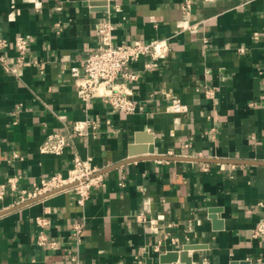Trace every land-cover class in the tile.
Here are the masks:
<instances>
[{
	"label": "crops",
	"instance_id": "obj_1",
	"mask_svg": "<svg viewBox=\"0 0 264 264\" xmlns=\"http://www.w3.org/2000/svg\"><path fill=\"white\" fill-rule=\"evenodd\" d=\"M182 3L0 0V35L29 41L26 65L2 50L16 73L0 70V264H159L186 244L191 264H264L252 234L264 220V0H193L189 14ZM103 19L115 44L170 41L164 65L126 66L132 113L99 97L85 110L74 88L70 68L98 50ZM172 97L187 111L170 112ZM52 132L71 136L61 154L40 151ZM75 156L101 178L84 205L70 189L19 202Z\"/></svg>",
	"mask_w": 264,
	"mask_h": 264
},
{
	"label": "built area",
	"instance_id": "obj_2",
	"mask_svg": "<svg viewBox=\"0 0 264 264\" xmlns=\"http://www.w3.org/2000/svg\"><path fill=\"white\" fill-rule=\"evenodd\" d=\"M192 1L183 0L182 10L185 14H189ZM112 28L108 19H103L98 23L97 32L100 37L98 50L88 55L80 66H72L70 73L74 79L75 91L84 103L85 110L91 107L93 98L99 97L114 111L132 113L135 111V103L129 96L125 81L136 79L138 73L129 71L126 66L145 56L149 57V60L144 63L145 70H152L164 65L168 60L170 41L168 38L153 39L147 42L134 39L131 42L115 44L112 41ZM9 45L16 51L14 56L17 66H22L28 64L25 58L29 41L26 37L18 35L12 42H9L0 35V70H10L12 73H16V68L9 66L7 55L2 52ZM205 92L209 95L213 93L210 88H207ZM167 108L170 112L176 113L187 111V106L177 97L171 98ZM88 124L87 118L75 121L73 132L84 135V128ZM70 143L71 136L69 134L52 132L45 137L40 151L61 154ZM100 181V175L96 174V169L89 160L75 156L66 174L58 172L49 178H41L34 182L31 190L26 195L21 196L19 202L36 199L45 193L70 189L76 194L77 203L84 205L89 198L90 188L98 185ZM5 188L6 185L0 183V199L4 197ZM45 222L41 219L38 224H45ZM81 228V224L76 225L73 233L78 236ZM252 234L255 237L264 234V220L253 230ZM46 242V237L41 232L39 243L44 244ZM49 244L53 245V242H49Z\"/></svg>",
	"mask_w": 264,
	"mask_h": 264
},
{
	"label": "water",
	"instance_id": "obj_3",
	"mask_svg": "<svg viewBox=\"0 0 264 264\" xmlns=\"http://www.w3.org/2000/svg\"><path fill=\"white\" fill-rule=\"evenodd\" d=\"M149 152H153V148L151 146L149 147ZM134 153L135 152L132 151L130 152L131 155ZM193 248H197V246L193 244H186L181 249L162 252L158 254L159 264H169L170 262H176V264H191V257L188 254V250ZM146 264H152V258L146 256Z\"/></svg>",
	"mask_w": 264,
	"mask_h": 264
}]
</instances>
